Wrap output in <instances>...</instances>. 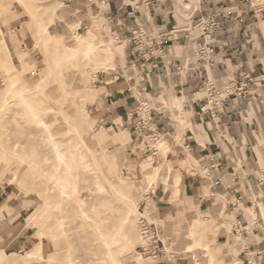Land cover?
<instances>
[{"label": "rangeland", "instance_id": "1", "mask_svg": "<svg viewBox=\"0 0 264 264\" xmlns=\"http://www.w3.org/2000/svg\"><path fill=\"white\" fill-rule=\"evenodd\" d=\"M185 1L175 0L177 9L185 15L200 9V0H197L195 8L189 10L184 8ZM231 1L232 6L237 7L236 14L241 13L240 1ZM95 2L0 0V147L14 151V155L6 157L7 152L0 150V171L7 170L4 176L0 175V191L8 192L5 199L9 200V205L22 206L18 207L21 208L19 213L7 212L0 219L7 218L16 227L11 240L19 235L25 237L26 242L24 247L11 245L9 237L0 232V264H86L82 257L79 259L85 248L87 255L92 257L95 254L102 256V251L93 246V228L88 227L86 224L89 221L81 216L82 208L88 210L97 222L105 213H117L120 207L131 212L133 224L130 231L132 244L120 251V264H126L136 258V248L141 242L137 226L139 212L135 203L145 200L146 193L158 188L160 197H164L163 202L156 205L157 210L151 209L149 204L147 215L163 227L169 246L182 254L181 264H243L245 259L241 254L247 241L244 237L237 239L233 235L235 214L229 210L227 200L219 204L218 198H215L207 205L187 196L186 177L193 173L206 174L203 167L208 163L196 161L195 157L187 155L176 157L175 146L182 143L184 134L182 127L178 126L175 133L170 132V136L163 138L157 146V156L145 151V146L138 148L137 138L130 132L135 144L132 150L120 133L125 128L112 124L101 128L106 121L108 104L103 106L98 87L104 85L95 86L94 77L98 75L101 80L110 81L122 68L126 69L128 78H133L140 69L135 64L128 65L121 61L129 48V34L109 18V7L104 12V4ZM253 3L254 9L262 7L264 10V0H254ZM263 21L264 16H260L246 36L250 69L264 66ZM44 29L52 37L45 36ZM232 29L239 31V24ZM90 31L103 42L104 48L97 51L101 57L91 55L88 60L80 55L72 56V49H77L80 41L89 37ZM95 40L92 39L93 42ZM115 45L124 46L123 55L114 51ZM188 54L194 57L192 49ZM230 70L233 74H226L224 81L232 75L245 73L239 66ZM72 90L88 98L87 109L93 123V135L108 136L103 147L94 142L83 143L82 121L72 116ZM190 92L195 93L196 98L202 97V93ZM93 94H96V101L100 105L93 103ZM172 95H176L173 90L164 89L157 95L140 99L149 110L155 109L157 103L166 107L172 118L182 124V120L190 114L187 108L181 111L171 104L169 98ZM249 113L262 117L264 105L259 104ZM126 120L118 123L125 124ZM110 121L113 122L112 119ZM260 127L264 132V122ZM259 140L260 150L264 154V133ZM116 145L122 146L118 152ZM101 150L110 156L118 153L119 159L114 164L128 180L124 188L128 192V200L124 204H120L121 199L112 186L109 165ZM57 151L62 153L65 163L58 161ZM144 160H152L153 166L160 168L154 189L147 180V172H143L141 163ZM131 166L134 169H130ZM177 173L180 175L179 181ZM12 177L15 178L11 182ZM74 181L78 188L72 187ZM60 182L67 186L65 190ZM167 183L172 200L165 195ZM177 189L180 191L173 195ZM257 189L260 195H264V187L258 186ZM62 192L67 193L64 195ZM243 209L247 216L256 218L254 208L249 209L244 205ZM262 217L263 214L259 222L264 225ZM190 227H195L192 235L189 234ZM41 233L46 238L43 258L26 261L25 253L40 241ZM32 244L34 246L31 248ZM188 246H192L194 251L189 252ZM248 258L256 264L255 255Z\"/></svg>", "mask_w": 264, "mask_h": 264}, {"label": "crops", "instance_id": "2", "mask_svg": "<svg viewBox=\"0 0 264 264\" xmlns=\"http://www.w3.org/2000/svg\"><path fill=\"white\" fill-rule=\"evenodd\" d=\"M238 1H240V9H242L239 14H236L237 7L232 6L231 0H200V9L191 15H185L177 9L175 0H104L103 4L106 7L104 12L109 7V18L112 22H116L118 27L125 33L129 34L131 28L136 26V22H147L150 28L161 30L168 37L169 61H171L172 66H170V74L166 72L156 75L143 74L140 70L138 75L133 78H128L126 69L121 68L117 72V74L123 72L120 80L115 79L116 74L110 81L103 80L102 85L104 86L98 87V90L102 94L103 106L108 104V112L104 122L106 125L112 124L117 128L123 124V122L118 123V121L127 119L125 123H129V116L137 107L140 98L147 99V95H157L158 92L160 93L164 89L173 90L176 95L170 96L171 104L181 111H184V107L187 108L190 116L182 120V124H180L172 118L166 107L160 106L158 103L155 105L154 114L157 125L162 131L175 133L178 126L182 127L184 134L182 143L175 146L176 157L187 155V157H195L196 161L206 162L208 165H212L207 161L212 157L215 159V163L220 164L219 168L212 169L210 176L203 173H193L187 176L185 180L187 196L198 199L202 204L206 203L207 205L212 203L215 198H218L217 203L219 204L227 200L229 210H232L230 204L241 201L249 209L254 207L258 217L261 213L264 217V210L261 211L264 195H260L257 189L260 186L261 175L264 176V154L260 150L259 140L264 133L260 127L261 123L264 122V115L259 117L257 113L255 116L252 113L250 114V110H239L236 112V116H232L230 126L225 130L224 138H222L212 122L198 116L199 97L196 98L197 95L190 92L192 90L197 92L194 86L201 81L203 74V71L199 70L200 66L196 63L194 57L188 54L189 49L193 50L194 47L192 42L194 34L190 32V27L196 23L200 11H212L224 16L232 28L236 24L240 26L239 31L232 29L227 37L218 42L219 49L216 51L218 65L214 75L233 74L230 69L235 66H239L242 72L258 70L256 67L250 69L251 62L247 54L245 41L249 29L260 19V16L262 17V14L257 9L250 8L245 0ZM197 2V0H186L184 8L187 10L195 8ZM121 61L128 63V65L134 62L130 57L129 50ZM240 61L242 64L239 65ZM177 63L183 66L188 65L189 72H177L175 74L174 66ZM172 73L174 74L172 75ZM179 94L182 95L179 96ZM160 97L168 100L163 96ZM92 100L93 103L99 104L96 101V94H93ZM120 133L124 135L128 146H131L134 150V137L132 134L130 135V131L125 129ZM166 153L163 155H166ZM182 167L184 168V165ZM155 168L160 170L159 167ZM176 177L179 181V173ZM166 186L165 195L169 200H172L169 183ZM158 191L159 188L152 191L157 192L156 199L148 200L151 209L156 210V205L163 202L164 197L161 198ZM179 191L177 189L173 192V195ZM6 195H8V192L0 191V208L9 201L5 199ZM18 207L22 206L8 205V213L17 211L19 213L21 208ZM232 213L235 216L237 215V212L233 210ZM240 214L247 217L243 208H241ZM199 220L203 219L199 218ZM15 228L14 224H10L7 218L0 219V232L9 237V244L24 247L26 244L25 237H18V235L15 236V238L18 237L16 240H14L15 238L11 240L10 236L15 235ZM245 239L250 250L255 252L256 264H264V230L259 229L258 233L249 235ZM33 246L34 244L31 245V248ZM43 248L44 240L42 243ZM243 259H245L243 264H248L247 259ZM235 261L241 263L238 259ZM251 264H254V261Z\"/></svg>", "mask_w": 264, "mask_h": 264}, {"label": "built area", "instance_id": "3", "mask_svg": "<svg viewBox=\"0 0 264 264\" xmlns=\"http://www.w3.org/2000/svg\"><path fill=\"white\" fill-rule=\"evenodd\" d=\"M253 2L254 0H245L250 8L254 7ZM258 11L264 16L262 7H259ZM231 30L232 27L224 16L212 11H200L196 23L190 27V32L194 34L192 39L194 59L200 66L199 70L203 71L201 81L194 86L197 93H202V97L198 99V116L212 122L222 138H224L225 130L230 126L232 116H236V112L242 109L252 110L259 104L264 105V66L258 70L247 71L242 75H232L227 81H224L225 75H214L218 65L216 58V51L219 49L218 42L227 37ZM128 42L130 57L134 61L132 64L142 70L143 74L156 75L163 74V72L170 74L172 63L169 61L168 37L161 30L150 28L147 22H136V26L130 30ZM187 66L175 64V74L189 72L190 69ZM121 73L115 76L116 80H120ZM94 84L95 86L101 85L103 80L97 77ZM141 101L138 100L137 107L130 114L129 123L119 125V127L128 129L134 134L138 148L145 146V151L157 156V146L163 138L170 136V132L160 129L156 122L154 109L149 110L146 108L147 105ZM104 126L106 124L101 125L103 128ZM207 161L212 165H204L203 169L205 175L210 176L212 169L219 168L220 164L215 163L212 157ZM263 177L259 180L261 187H264ZM144 196L145 200L139 203L138 209V229L142 242L136 248V258L132 259L129 264H181L182 254L169 246L163 227L147 215V199H156L157 192H148ZM230 205L232 210L237 212L235 221L232 223L233 235L237 239L258 233L259 229L264 230V225L259 222L262 213L258 218L257 214L256 218L251 215L245 217L240 214L244 206L241 201ZM241 255L247 259L248 264H251L252 261L248 257L254 256L255 252L251 251L247 244Z\"/></svg>", "mask_w": 264, "mask_h": 264}, {"label": "bare ground", "instance_id": "4", "mask_svg": "<svg viewBox=\"0 0 264 264\" xmlns=\"http://www.w3.org/2000/svg\"><path fill=\"white\" fill-rule=\"evenodd\" d=\"M97 4H103L104 2H98L95 0ZM104 1V0H103ZM99 11H102V6L99 7ZM98 25V24H97ZM262 25H264V21L262 22ZM90 30V29H89ZM44 35L52 37L49 34V31L44 29ZM101 37V36H100ZM92 39H96L94 42ZM114 51L119 53L120 55L124 54V46L115 45ZM104 48L103 42L99 37H97L92 31H90V35L88 38L82 39L80 41V45L77 49H72V56H83L86 57V59H90L91 55H94V57L99 58L101 55L97 53V51ZM103 51V50H102ZM105 52V51H104ZM114 59V58H113ZM88 68V67H87ZM98 75H96L94 78L97 79ZM93 81V83L95 82ZM43 82V81H42ZM77 83V82H76ZM75 83V84H76ZM78 91L72 90L73 95V102H72V108L73 113L72 116H77L81 121L82 124L80 127H82V140L84 144H91V143H97L100 147H103V143L108 140V136H97L95 137L93 135V131L91 129L92 122L90 120L91 115L88 113L87 109V102L88 98H86L85 95L80 96L77 93ZM95 130V129H94ZM85 139V140H84ZM113 142V141H112ZM117 146V152L121 150V145ZM0 150L6 151L3 147H0ZM103 152L104 158L107 159L108 165H109V173L110 178L112 181V186L115 188L117 192V196L121 199L120 204H124L126 200H128V192H125L124 188L127 185L128 180L116 169L115 162L118 161V153H114L113 155H108L106 151L101 150ZM6 157L9 154L14 155V151L9 152L6 151ZM78 155V154H76ZM80 155V154H79ZM127 156V155H126ZM57 157L58 161L61 163H65V158L62 156V153L60 151H57ZM135 159V158H134ZM136 160V159H135ZM143 172H147V180L150 183L151 188L155 187V183L157 182V179L159 177V169L155 168L153 166L152 160H144V162L141 163ZM133 167L131 166L130 169ZM134 169V168H133ZM133 171V170H132ZM7 173L6 169H2L0 171V175L4 176ZM16 177V175H15ZM15 177L11 178V182L14 180ZM63 190L67 188V186L63 183H59ZM68 184V183H67ZM72 187L78 188V184L74 181L72 183ZM67 192H62V194H66ZM149 200V199H148ZM148 204V202H147ZM2 206L0 208V218L3 217L7 212V206ZM137 212H139V203L136 201L135 203ZM149 205V204H148ZM81 207V206H80ZM157 210V209H156ZM81 216L84 220L89 221L86 225L90 228H93L92 234L94 235V241L93 246L96 247V250L102 251V256L99 254H95L94 257L88 256L87 251L84 249V253L82 256H80L79 259L84 261L86 264H120L121 254L120 251L124 248L131 245V236L130 231L133 228L132 224V218H131V212L123 210L122 207L118 208L117 213H110L106 215L104 214L103 218L100 221L95 222V220L89 215L88 210H85L82 208ZM34 220V219H33ZM138 221V219H137ZM110 224V226H109ZM138 226V225H137ZM195 227H190L189 234H193V229ZM139 230V229H138ZM141 237V235H139ZM44 240V234H40V241L35 244V246L30 249L28 252L25 253V259L26 261H33L35 259H41L43 258V252H42V243ZM142 242V238H141ZM140 242V244H141ZM94 247V248H95ZM95 250V249H94ZM188 251L192 252L194 251V248L192 246H188ZM4 256V255H3ZM136 257V254L134 255ZM196 258V257H195ZM131 261V260H130ZM129 261V262H130ZM129 262H126V264H129ZM69 264H76L75 262L69 263ZM213 264V263H211Z\"/></svg>", "mask_w": 264, "mask_h": 264}]
</instances>
